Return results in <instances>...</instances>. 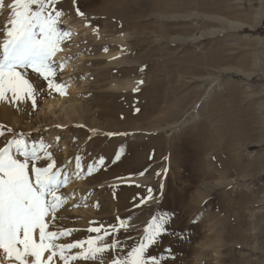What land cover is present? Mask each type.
Here are the masks:
<instances>
[{"label": "rangeland", "instance_id": "1", "mask_svg": "<svg viewBox=\"0 0 264 264\" xmlns=\"http://www.w3.org/2000/svg\"><path fill=\"white\" fill-rule=\"evenodd\" d=\"M120 1L126 3V18L100 11ZM78 2L91 26L75 15L71 0H63L67 14L61 25L71 32L65 58H83L67 75L75 96L47 90L42 82L45 92L36 108L30 101L19 111L0 104V124L30 133V144L47 143L52 135L50 151L58 165L76 155L85 165L105 158L106 170L71 182L86 186L83 195H93L86 201V209L95 212L93 227L123 219L130 227L121 229L119 238L131 245L142 238L152 215L168 213V227L182 235L163 237L155 253L164 254V264H264V0ZM6 19L0 17V24ZM61 73L56 79L62 82ZM54 96L82 107L69 124L57 127L51 115L37 117L43 101ZM129 109L134 115L126 117L123 111ZM107 132L123 135L107 137ZM9 138L0 137V147ZM141 151L156 157H146L136 173L103 174L118 163H142ZM131 186L144 194L125 195L119 207L118 192ZM149 188L154 200L147 199ZM67 211L68 205L63 226L78 230L69 240L95 235ZM122 232L126 236L120 237Z\"/></svg>", "mask_w": 264, "mask_h": 264}, {"label": "snow or ice", "instance_id": "2", "mask_svg": "<svg viewBox=\"0 0 264 264\" xmlns=\"http://www.w3.org/2000/svg\"><path fill=\"white\" fill-rule=\"evenodd\" d=\"M62 3L63 0H0V17H7L0 24V104L7 103L19 111L20 105L30 101L35 109L37 97L45 92L42 82H46L47 90L66 94L67 82L56 77L72 57L59 64L55 59L65 51V40L71 39V32L61 28L67 14ZM71 5L84 26L90 27L92 18L81 9L78 0H71ZM94 31L98 34V29ZM6 134L11 138L0 147V264H164L163 253L152 255L150 250L164 236L179 240L182 235L168 227L172 223L168 213L152 215L143 228L142 238L131 245L119 238L121 229L130 227L123 219L118 225L89 227L86 231L94 236L68 239L78 230L63 226L62 211L76 193H64L62 189L74 179H86L106 170L103 156L85 165L81 156L76 155L58 165L50 151L51 143L30 144V133L15 132L0 124V137ZM59 139L56 137L57 142ZM119 159L116 154L113 162ZM167 171L165 168L164 173ZM163 189L161 184V198ZM147 191V199L154 200L153 190ZM91 195L89 192L81 197L85 206ZM165 251L172 255L170 247Z\"/></svg>", "mask_w": 264, "mask_h": 264}, {"label": "bare ground", "instance_id": "3", "mask_svg": "<svg viewBox=\"0 0 264 264\" xmlns=\"http://www.w3.org/2000/svg\"><path fill=\"white\" fill-rule=\"evenodd\" d=\"M147 2L149 1V0H146ZM116 2V1H115ZM118 2H119V0H118ZM123 2V1H122ZM121 1H120V3H122ZM125 3V2H124ZM107 4V3H106ZM139 4V3H138ZM142 5H143V3H142ZM159 6H157V7H153V9H157ZM101 9H100V11L102 12V13H105L104 15H106V16H113V17H119V18H126V16H127V14H126V16L124 17V11H126V10H128L127 9V6H126V3L125 4H115V3H113V4H111V2L109 3V4H107V5H105L104 7H100ZM173 8H180V7H178V5H170V9L172 10ZM91 9V8H90ZM86 31V30H85ZM114 36V35H113ZM113 38V37H112ZM108 39V38H107ZM118 39V38H117ZM116 39V40H117ZM125 39V38H124ZM113 41H114V39H113ZM118 41H120L121 42V40H118ZM111 42V41H110ZM115 42V41H114ZM113 42V43H114ZM108 43V42H107ZM116 43V42H115ZM70 51V50H69ZM65 52H68V50H66V48H65V51H63V52H61V53H58L57 54V60L58 61H62V60H64L65 59V56H66V53ZM118 53V52H117ZM68 54V53H67ZM103 54H105V53H103ZM112 54V53H111ZM111 54H105L104 55V57H108L109 56V58H111L110 57V55ZM120 54V53H119ZM113 56H116V54H114ZM118 57V56H117ZM116 57V58H117ZM114 58V57H113ZM121 58V57H120ZM119 58V59H120ZM82 60H83V58H82V56H80V58H78L77 59V61H74V62H72L71 60H68V62H67V65H66V67L64 68V70L62 71V73H61V75L63 76V75H65V78H64V80L62 81V82H67V88H66V93H70V95L72 94V95H74V85H73V81L71 80V79H68V74L69 73H71V72H73L74 71V64H78V63H80V62H82ZM111 62H112V60H111ZM126 87V86H125ZM120 88H122V85L120 86ZM127 88V87H126ZM76 89V88H75ZM128 89V88H127ZM76 93V92H75ZM75 96V95H74ZM62 98H55V96L54 97H50L49 99H45L44 101H43V103L40 105V107H39V110H38V112L36 113L38 116L37 117H39V115H41V117L42 118H45V116L46 115H51L52 117H53V121L52 122H55V123H57L58 125H66V124H69L70 122H72L73 120H72V116L74 117V116H78V112H79V108H82L81 106L80 107H78L75 103H73V101L69 98V99H65V102H61V103H59L60 102V100H61ZM64 101V100H63ZM58 106V109H57V111L55 110V107H57ZM5 108V107H4ZM48 110V112L46 113V111ZM117 112V111H116ZM9 113V112H8ZM8 113H4V115H6V117H10V115L11 114H8ZM123 113H125V115H126V117H129V116H133L134 115V111H132L131 109H129V110H125V111H123ZM136 114V113H135ZM12 116V115H11ZM44 122V121H43ZM50 137H48V142H52V140H54L55 138L54 137H52V135H51V139H49ZM47 142V143H48ZM46 143V144H47ZM61 144V143H60ZM63 144V143H62ZM65 144H63V146H61V149L65 152V150L67 149L66 148V145L64 146ZM55 150V149H54ZM59 150V149H58ZM56 152V151H55ZM66 152H67V150H66ZM156 152H158V151H156ZM57 155V154H56ZM140 156H141V158H143L144 160H143V162L141 163V162H137V161H129V162H127L126 164H122L121 165V163H118V164H116L115 165V167H113L112 169H110L111 171H114V172H111L110 170L109 171H107V172H104L103 174H105V175H110V176H115V174H120V172H123L125 175H129V174H131V173H136L137 171V169H139V167L142 165V164H144V162L146 161V157H147V159L148 158H155L156 157V154L154 153L152 156L151 155H148V154H145V156L146 157H144V154H143V152L141 151V153H140ZM55 157V156H54ZM116 163V162H115ZM79 180V179H78ZM81 180V179H80ZM128 180V179H127ZM131 180H133V178L131 179ZM130 180V181H131ZM83 181H84V179H83ZM74 182V181H73ZM87 182V181H86ZM89 182V181H88ZM100 182V181H99ZM83 183H85V182H83ZM89 184V183H88ZM87 184V185H88ZM86 185V184H85ZM74 186H76V188L78 187V189H79V191H77V192H75L76 193V199L78 200V202L80 203V209H78V207H73V205H75V201H74V199H69V201H68V203H67V205H68V213L69 214H66V215H68V217H69V215L72 217V216H78V218H80V219H82V221H81V225H82V227H84L83 229H84V231H86V229L87 228H89V227H93V225H91L90 224V222H92L91 221V219L90 218H93L92 216H93V214L95 213L94 211L93 212H91V209L89 208V210L88 209H86V207L87 206H85V209H84V201H82L81 200V197L82 196H84L83 195V190L84 189H86V186L84 187V185L83 184H76V183H70L66 188H67V192L68 193H71L72 191H75L73 188H74ZM88 188V187H87ZM87 190V189H86ZM89 191V190H88ZM84 192H86V191H84ZM65 193V192H64ZM88 193V192H87ZM126 193V194H125ZM118 198H117V204H118V206L119 207H123V205H124V203H123V200H124V198H125V195H126V197H134V198H138V196H142L143 194H144V190H142V189H140V188H136V187H133V186H131V188L130 189H128V190H126V188H124V189H122V190H120L119 192H118ZM91 196H93V195H91ZM91 197H89V199H90ZM94 198V197H93ZM88 199V198H87ZM93 200V199H92ZM89 201H91V200H89ZM89 201H87V202H89ZM77 202V203H78ZM89 203H91V202H89ZM66 205V206H67ZM90 206H92V205H90ZM98 206V205H97ZM89 207V206H88ZM94 210V209H93ZM66 211V210H65ZM63 212V211H62ZM64 213V212H63ZM65 214V213H64ZM96 221V220H95ZM96 225V224H95ZM86 228V229H85ZM124 236H126L125 235V233H121V235H120V237H124ZM161 244V243H160ZM160 244L158 245V246H156V247H154V248H152L150 251H151V254L152 255H158V254H156L155 252L158 250V247H160ZM164 255V254H163Z\"/></svg>", "mask_w": 264, "mask_h": 264}]
</instances>
